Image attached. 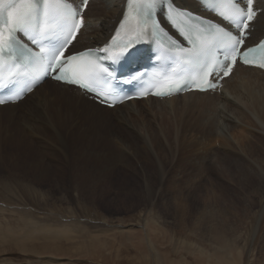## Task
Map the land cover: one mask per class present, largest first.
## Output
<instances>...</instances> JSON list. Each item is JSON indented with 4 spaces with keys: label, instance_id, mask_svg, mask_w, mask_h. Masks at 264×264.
<instances>
[{
    "label": "rangeland",
    "instance_id": "obj_1",
    "mask_svg": "<svg viewBox=\"0 0 264 264\" xmlns=\"http://www.w3.org/2000/svg\"><path fill=\"white\" fill-rule=\"evenodd\" d=\"M240 77L236 72L234 79ZM182 113L146 114L128 123L107 109L76 117L62 143L52 137L49 150L34 154L50 170L39 183L23 171L24 164L8 165L17 158L5 155L13 149L9 143L0 144V223L17 226L29 244L41 242L43 225L80 231L82 236L54 240L94 242L98 252L93 257L45 252L35 259L51 254L72 264H264V188L258 192L244 179L243 165L252 162L241 150L243 143L255 142L248 131L264 134V124L256 118L255 128L235 117L230 127L219 119L213 133V125L201 131L195 114ZM128 132L137 148L122 142ZM181 215L185 223L179 224ZM211 218L228 240L226 247L203 233ZM190 220L200 222L196 234L187 226ZM103 241L108 243L99 247ZM3 246L0 262L27 258L13 241ZM131 257L134 262L126 260Z\"/></svg>",
    "mask_w": 264,
    "mask_h": 264
},
{
    "label": "bare ground",
    "instance_id": "obj_2",
    "mask_svg": "<svg viewBox=\"0 0 264 264\" xmlns=\"http://www.w3.org/2000/svg\"><path fill=\"white\" fill-rule=\"evenodd\" d=\"M124 1L125 0H90L84 14L85 26L75 38L72 51L101 45L106 42L116 23L122 16ZM175 1L183 7L193 6L191 0ZM257 5L262 8V11L255 21V28L252 31L250 43H253L257 38L264 34V0H259ZM236 72H239V75H241L239 80L234 79ZM47 82L48 81L45 80L17 104L0 106V144L3 145V143H9L13 149L9 152L7 150L5 155L17 158L13 162L7 164L18 167L20 164H24L25 168L23 171L25 170V172L31 173L33 179L38 183L49 175L48 172H50V170L47 169L48 166L46 167L45 164L43 165L41 164L42 162L35 159L34 154L37 155L41 152H46L47 149L49 150L51 146L49 144V139H52V137L62 143L64 133L68 131L70 132V129L75 126L74 122L76 117L87 116L93 114V112L99 113L106 109L114 110L120 121L128 123L133 120L132 118H144L146 114L160 115L167 113L168 115V113L174 112L175 114L176 111H179L185 114H195V122L201 131L210 125H213V133L216 131V124L220 122V120L231 127L234 123L235 117L247 122V124L255 128L259 127L257 121L264 124V73L250 68L236 67L230 77L226 80V84L219 94L209 95L206 93H189L168 100H159L155 98L129 100L113 107L114 109L100 107L65 86L50 84L46 87ZM228 89L230 90L229 93L233 95L232 98L226 96ZM140 102H145L146 106L142 107L138 105ZM242 105L249 111L253 112L258 120L255 121L256 118L254 120ZM170 116H172V114H170ZM182 116L180 117V120L182 119ZM248 133L255 142L253 144L249 140V142L247 141L248 143L246 142L247 144L243 143V145H241V150L249 157V159H251L252 162H245L243 165V168H245V170L243 169V177L246 181L253 182L252 184L256 186V191L258 189V192H261L264 188V177L260 175V172L257 169H262L264 171V134L256 133L255 131H248ZM37 138L45 139L46 142L42 143V141H35ZM125 139L126 138L122 140V142L125 143V146L131 147V149L133 146L135 148L138 147H136V139L130 135V132H128L127 139ZM26 158L31 159V161H29L30 163ZM11 169L13 170V168ZM57 170V168H53L52 171L56 172ZM33 179L31 181H33ZM8 182V186H11L10 183L12 182ZM0 187L4 186L1 185ZM255 189L254 192H256ZM1 195L3 196L2 192ZM185 216L186 215H181L180 217H177L179 224L185 223ZM204 220L206 221L208 219ZM209 222L210 223H208V221L205 222L209 225L207 226L206 224V228H203V233L208 235L210 240L218 246L226 247V245L229 244L228 240L225 236L220 234L218 227L213 224L212 218ZM188 225L190 226V230L196 234L195 231L199 229L200 222L198 220H190L187 223V226ZM43 226L39 227L40 232H38L42 235H39L41 242L38 240L39 243L34 241V243L29 244V241L26 240L29 239V237L23 239L24 237L22 238L19 236L20 232L18 231L19 229L17 230V226L7 228V226L4 227L0 223V243L4 245L7 241H13L19 251L28 254L27 258L22 257L18 262L10 263L9 260L8 263L1 261L0 264H72L68 261L54 258V256L51 255L52 253H54L53 255L57 253L65 256L71 254H88L92 255V257L95 256L94 253L97 251L96 249L94 250L96 247L94 246L95 244H93L94 242L90 244L89 242H86L84 244L75 243L76 241L70 243V241H68L70 244H61L54 240V238H58V236H69L73 233L82 236L80 231L72 232L66 227L53 228L51 226ZM30 232L32 231L30 230ZM77 235L76 238L79 237ZM74 237L75 235L64 238L70 240V238L74 239ZM107 243L108 241H103L99 244V247L103 248ZM2 244H0V249L1 247H4ZM2 250L5 251L6 249L3 248ZM10 250L13 251V249ZM45 252H50V256H43L39 259H35L36 257H34V255L39 256ZM126 260H128V262H134L133 257Z\"/></svg>",
    "mask_w": 264,
    "mask_h": 264
},
{
    "label": "snow or ice",
    "instance_id": "obj_3",
    "mask_svg": "<svg viewBox=\"0 0 264 264\" xmlns=\"http://www.w3.org/2000/svg\"><path fill=\"white\" fill-rule=\"evenodd\" d=\"M33 0H28V3L31 4ZM48 0H43V3L46 5ZM89 0H82V4L84 6L88 5ZM156 3V0H138L136 3L134 11L137 13V15H143L144 17H147V10L151 9ZM235 3H239V0H235ZM247 3V10H245L243 7H234V17L238 23H243V28L241 29V36L245 35L247 29L250 26V22L254 19L256 16V12L253 10V0H246ZM22 4H17L14 2V0H0V23L5 25L7 27L8 36L5 37L3 29H0V51L5 50L6 48L13 47L14 44V33L18 29H22L26 23L27 18L22 11L23 9ZM141 10H144L143 12ZM80 9L75 10H69V16L74 21L75 29L78 31L82 28L84 21L83 20H75V17L77 16ZM5 13L7 14L5 16ZM246 17V19H244ZM135 17H133L131 14L125 16V21L122 22L121 28L125 27L126 23L131 22L134 20ZM144 20L142 19L140 23H143ZM71 27V24H66L65 28ZM48 25H45L40 29V38L43 39L44 36L47 33ZM143 33V29L140 28L139 31L135 35H140ZM72 37L75 38L76 31H73L71 33ZM120 33H117V37H114V40L119 37ZM228 37V40H230L231 47L235 48L237 44L242 45L244 43L243 39L237 40L236 37L231 36L230 34H226ZM35 43V41H33ZM67 43H71V41H67ZM67 43L61 44L58 49L52 48L47 52L48 56V62L46 64V69H51L54 73H59L54 76L57 80H62L66 83L71 84H78L80 87L91 90V84L89 81L96 75L95 72H85V70L80 67L77 63L80 57L77 56H70L66 57L64 56V49L67 47ZM133 47L131 38L129 41L125 44L123 50L121 51L120 55H124L127 53V51ZM260 49L264 50V42H261V45L259 46ZM107 51V48L105 49ZM256 49H247L246 51L240 53L243 62L244 63H251L248 59L249 54L254 53ZM45 49H41V53H44ZM17 53L19 56H25V52L23 49H17ZM90 54V53H89ZM83 55V54H82ZM232 63L234 64L237 60V56L231 57ZM68 65L67 67L65 65ZM260 67H264V56H262V62L259 64ZM100 72L106 71L103 68L99 69ZM231 71V65H229L228 69L224 71V75H229ZM211 72L205 73L200 81L195 84V87L201 91L207 90L209 88H215L216 85L211 83L208 80V75H210ZM182 86H186V81H182L181 83L177 84L175 82L169 81L166 86L165 90H161L156 92V95H164L169 92H171L173 89L179 90ZM30 91V89H28ZM143 94V93H142ZM5 103L4 100H0V104Z\"/></svg>",
    "mask_w": 264,
    "mask_h": 264
}]
</instances>
